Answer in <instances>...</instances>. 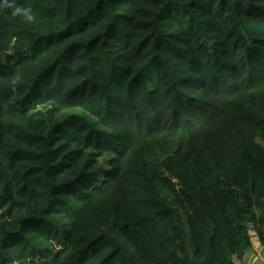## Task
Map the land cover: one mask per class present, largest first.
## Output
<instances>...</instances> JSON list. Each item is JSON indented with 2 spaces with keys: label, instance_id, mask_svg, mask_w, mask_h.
Returning a JSON list of instances; mask_svg holds the SVG:
<instances>
[{
  "label": "trees",
  "instance_id": "obj_1",
  "mask_svg": "<svg viewBox=\"0 0 264 264\" xmlns=\"http://www.w3.org/2000/svg\"><path fill=\"white\" fill-rule=\"evenodd\" d=\"M16 2L38 21L0 8V264H235L253 233L264 246L255 110L249 141L179 143L110 196L143 141L264 86V0Z\"/></svg>",
  "mask_w": 264,
  "mask_h": 264
},
{
  "label": "rangeland",
  "instance_id": "obj_2",
  "mask_svg": "<svg viewBox=\"0 0 264 264\" xmlns=\"http://www.w3.org/2000/svg\"><path fill=\"white\" fill-rule=\"evenodd\" d=\"M193 93L196 96H200L203 94V91H196ZM206 97L209 98V96ZM254 110L261 112L263 114L262 116H264V86L261 87L260 90H253L249 87L248 89L240 91V93L224 107V114L221 118H216V120L213 119L214 122H211L213 121L211 120L207 125L194 126L189 134L174 136L172 133H166L158 137L157 140L153 138L146 139L143 141L144 143L133 152L130 158L125 161L121 181L117 187L116 184L114 185L110 196H115L117 192H120L122 198H133L136 194L131 184L133 163L143 160L161 164V155L179 143H183L184 145L191 144L196 137H204L210 140L218 138L222 151L228 152L229 150L224 148L223 143H230L231 140L235 141L236 139V142H231L233 150L237 142L249 141L254 126L253 122H250L251 118L246 121L244 117L253 113ZM148 119L149 117H144L142 124L146 125L149 122ZM246 123L248 126L241 132L240 128Z\"/></svg>",
  "mask_w": 264,
  "mask_h": 264
},
{
  "label": "clouds",
  "instance_id": "obj_3",
  "mask_svg": "<svg viewBox=\"0 0 264 264\" xmlns=\"http://www.w3.org/2000/svg\"><path fill=\"white\" fill-rule=\"evenodd\" d=\"M0 8H4L9 11V19L20 22L26 26L35 25L38 21L37 13L30 6H22L16 2V0H0Z\"/></svg>",
  "mask_w": 264,
  "mask_h": 264
},
{
  "label": "crops",
  "instance_id": "obj_4",
  "mask_svg": "<svg viewBox=\"0 0 264 264\" xmlns=\"http://www.w3.org/2000/svg\"><path fill=\"white\" fill-rule=\"evenodd\" d=\"M235 264H264V246L255 233L251 235V243L243 247V254L234 258Z\"/></svg>",
  "mask_w": 264,
  "mask_h": 264
},
{
  "label": "water",
  "instance_id": "obj_5",
  "mask_svg": "<svg viewBox=\"0 0 264 264\" xmlns=\"http://www.w3.org/2000/svg\"><path fill=\"white\" fill-rule=\"evenodd\" d=\"M247 248V245H244V249Z\"/></svg>",
  "mask_w": 264,
  "mask_h": 264
},
{
  "label": "built area",
  "instance_id": "obj_6",
  "mask_svg": "<svg viewBox=\"0 0 264 264\" xmlns=\"http://www.w3.org/2000/svg\"><path fill=\"white\" fill-rule=\"evenodd\" d=\"M250 228H252V226H250Z\"/></svg>",
  "mask_w": 264,
  "mask_h": 264
}]
</instances>
